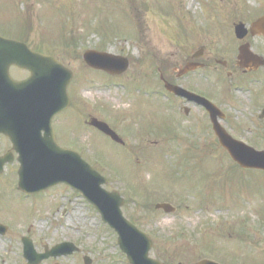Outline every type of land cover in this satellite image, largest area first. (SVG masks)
<instances>
[{
    "label": "rangeland",
    "instance_id": "1",
    "mask_svg": "<svg viewBox=\"0 0 264 264\" xmlns=\"http://www.w3.org/2000/svg\"><path fill=\"white\" fill-rule=\"evenodd\" d=\"M263 12L264 0H0V36H21L74 73L70 108L54 122L57 143L79 153L107 179L104 188L124 199V217L152 239L150 257L164 264H264V173L232 167L209 122L192 105H187L189 119L182 113L174 118L168 107L177 108L178 102L135 92L137 85L149 94L162 91L157 85L161 68L165 79L208 95L225 113V129L263 151L264 119L258 115L264 105V69L234 81L214 63L235 62L245 40H235L233 26ZM99 20L108 38L97 33ZM74 32L80 39L70 37ZM67 39L74 44L64 47ZM253 43V48L260 45ZM72 46L76 48L70 53ZM199 49L209 68L175 80L170 70L183 66ZM87 50L126 56L130 68L111 79L84 65ZM10 76L17 80L28 73L11 69ZM109 79L122 87H109ZM89 118L108 123L124 145L87 126ZM159 125L173 129L171 141L153 131ZM0 142L4 153L7 148ZM6 176L0 180V222L12 233L0 236V264H26L21 237L30 238L37 252L56 243L78 248L41 264H84V258L90 264H128L115 233L79 194L61 187L24 197L10 184L15 183L9 181L14 177L11 167ZM158 203L170 204L176 212L155 211Z\"/></svg>",
    "mask_w": 264,
    "mask_h": 264
},
{
    "label": "water",
    "instance_id": "2",
    "mask_svg": "<svg viewBox=\"0 0 264 264\" xmlns=\"http://www.w3.org/2000/svg\"><path fill=\"white\" fill-rule=\"evenodd\" d=\"M250 31L253 35L264 36V17L253 23ZM235 33L237 38H242L246 34L243 25L236 26ZM83 59L91 68L113 75L121 74L128 68L126 59L105 53L87 51ZM263 64L262 58L254 56L247 45L239 49V67L255 71ZM10 66L25 69L31 75L23 82L12 81L8 75ZM71 78V73L53 57L32 52L20 42L0 37V132L10 137L20 156L19 187L26 193H36L58 183L69 184L95 207L102 221L115 230L120 250L126 254L130 264H160L148 257L151 240L122 217V200L118 194L102 190L105 179L83 162L78 154L60 148L55 142L51 122L69 105L67 86ZM166 89L189 102L202 105L208 111L219 144L240 168L264 171V151L257 152L233 141L218 124L217 109L212 104L168 84ZM90 125L118 140L104 123L92 119ZM41 131H45L43 138L40 137ZM4 162L6 159L0 160V167ZM155 208L166 214L174 212L168 204H159ZM75 250L74 246L64 244L38 256L30 243H25L24 258L28 264H39L50 256L67 255ZM86 264L90 262L86 260ZM198 264L213 263L201 261Z\"/></svg>",
    "mask_w": 264,
    "mask_h": 264
},
{
    "label": "flooded vegetation",
    "instance_id": "3",
    "mask_svg": "<svg viewBox=\"0 0 264 264\" xmlns=\"http://www.w3.org/2000/svg\"><path fill=\"white\" fill-rule=\"evenodd\" d=\"M245 42L249 41L251 46L253 47V41H260V45L259 47H256V48H253V51L258 53V54H261L260 52L263 50L264 51V38L263 37H255V38H251L250 36H247L245 39ZM241 44V43H240ZM194 54L193 55H190V56H187V60L186 62L184 63L187 64L189 62H196L198 63L200 66L199 68L196 69L195 73L197 72H205L208 68H209V64H208V59L206 58L205 61H204V52H202L201 56L200 57H196L195 59L193 58ZM225 65L223 66L224 69L227 71V69H230L231 72L227 71V76L229 77V79H232V80H237L239 78L240 75L242 76H248L250 74L248 73H245L243 70H239L237 67H236V64L234 63V61H225L224 62ZM183 65V66H184ZM183 66H179V67H174L172 70H170V75L172 74L173 76H175V80L179 81L181 79H188L189 77H191L190 75L191 74H186L184 76H182V74H180V70L181 68H183ZM222 66V65H221ZM157 73H158V82H157V85L159 86V90H160V87H161V80H160V76L163 74H165V72L161 69V68H158L157 70ZM170 84H173V85H176L178 83H176L175 81H172V80H169L168 81ZM247 93H250V90L247 92ZM154 94L159 96L160 95V92L158 93V91L155 89L154 90ZM254 96H256L254 94ZM166 100H172V101H175V102H178L179 103V107L175 108L174 104H170L169 107H168V110L174 115V118H178L181 113L183 115V117H185L186 119H189V116L191 115V112L190 110L186 107V104L183 100L179 99V98H176L174 96H171V95H166L164 94V96ZM196 110H199V113H201L202 115V118L205 120V121H209V117L207 115V113L202 109V108H199L195 105H192ZM254 107L256 108L257 105H256V102H254ZM226 121V116H225V113H224V119H223V123ZM224 126V125H223ZM5 141L7 143L8 140L6 138H4ZM6 146V145H5ZM8 150V148H7ZM6 150V151H7ZM15 163H13L14 165ZM7 169L9 168H6L5 171H4V174L0 175V180H6L8 179V175L6 176L7 174ZM15 169V168H14ZM4 176H6L5 178H3ZM16 178V170H14V177L10 178L9 181H14ZM10 184H13L14 183H11ZM1 197V195H0Z\"/></svg>",
    "mask_w": 264,
    "mask_h": 264
},
{
    "label": "trees",
    "instance_id": "4",
    "mask_svg": "<svg viewBox=\"0 0 264 264\" xmlns=\"http://www.w3.org/2000/svg\"><path fill=\"white\" fill-rule=\"evenodd\" d=\"M101 1H104V0H101ZM107 5H108V4H107ZM107 5H106V6H107ZM108 15H109V14H108ZM98 22H101V20H99ZM101 25H102V22L98 24V29H99V30H98L97 33H101V32H102V33L104 34V36H106L108 30H107V28H105V29H104V28L101 29Z\"/></svg>",
    "mask_w": 264,
    "mask_h": 264
}]
</instances>
